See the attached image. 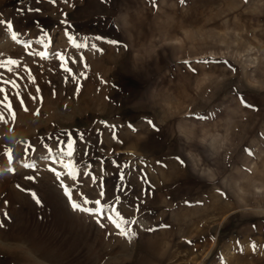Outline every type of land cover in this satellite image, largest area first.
Wrapping results in <instances>:
<instances>
[{
	"label": "rangeland",
	"instance_id": "obj_1",
	"mask_svg": "<svg viewBox=\"0 0 264 264\" xmlns=\"http://www.w3.org/2000/svg\"><path fill=\"white\" fill-rule=\"evenodd\" d=\"M0 19V264H264V0Z\"/></svg>",
	"mask_w": 264,
	"mask_h": 264
},
{
	"label": "snow or ice",
	"instance_id": "obj_2",
	"mask_svg": "<svg viewBox=\"0 0 264 264\" xmlns=\"http://www.w3.org/2000/svg\"><path fill=\"white\" fill-rule=\"evenodd\" d=\"M0 25H5L6 30H12V27H13L12 24H11V22H5L3 19H0ZM12 38H13V39H16V38H17V33H16L14 30L12 31ZM0 91H3V90L0 89ZM4 101L7 102V95L4 96ZM10 108H11V104H10V102L5 103L4 107H0V122L7 123V121L4 119V114H5V111H6V110H10ZM10 114L13 115V117H14V113H10ZM29 147H31V146H29ZM7 153H8V155H9V157H10V156H11V150H10V149L7 150ZM69 155H71V153H69ZM26 167H27V165H26ZM9 171H11V169H9ZM65 192H66V194H68V193H67V189H65ZM32 195H33V198L36 200V203L39 204L40 201H39V199L36 197V194L33 193ZM69 200L71 201V196H70V195H69ZM84 203H88V201L85 200ZM95 203H96V204H99V201H96ZM71 207H72L74 210L84 211V212H87L88 214H96V211H97V210L94 209V208H88V209L83 208V207H81L79 204H77L76 202H71ZM117 215H119V213H117ZM100 218H101V219H104L103 216H101ZM108 219L111 220V217H108ZM113 222H114V221H113ZM124 222H125V223H128L127 220H125ZM117 227H119V225H117ZM253 248H255V245H254V244H253Z\"/></svg>",
	"mask_w": 264,
	"mask_h": 264
}]
</instances>
